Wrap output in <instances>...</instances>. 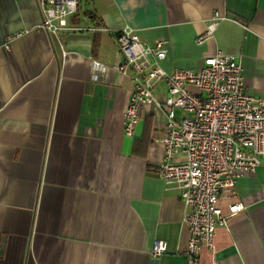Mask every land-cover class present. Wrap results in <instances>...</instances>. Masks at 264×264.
<instances>
[{
  "label": "crops",
  "instance_id": "obj_1",
  "mask_svg": "<svg viewBox=\"0 0 264 264\" xmlns=\"http://www.w3.org/2000/svg\"><path fill=\"white\" fill-rule=\"evenodd\" d=\"M36 1L0 0V264H186L180 190L157 174L166 116L144 105L124 133L132 82L112 69L123 61L116 33L164 40L167 71L234 55L245 92L264 97V0H79L57 37L40 29ZM93 60L106 67L97 80ZM154 93L163 101L166 85ZM236 195L245 208L216 229L214 257L264 264V161ZM156 239L167 249L153 257ZM198 264H212L210 249Z\"/></svg>",
  "mask_w": 264,
  "mask_h": 264
},
{
  "label": "built area",
  "instance_id": "obj_2",
  "mask_svg": "<svg viewBox=\"0 0 264 264\" xmlns=\"http://www.w3.org/2000/svg\"><path fill=\"white\" fill-rule=\"evenodd\" d=\"M36 2L42 14L40 29L57 37L60 30L68 29L67 18L76 12L79 0ZM216 24L212 21L197 35L196 42L211 37ZM116 41L123 61L112 69L132 82L123 113L124 133L134 134L142 106L161 107L166 122L161 137L164 155L157 174L180 190L183 223L188 231L183 256L186 264H198L200 251L206 247L212 252V264H218L214 257L216 229L226 225L229 215L245 208L235 200L236 182L255 173L264 161V97L245 92L242 66L234 55L217 50L203 57L196 70L167 71L159 65L166 57L164 40L150 44L135 29L125 26L118 29ZM91 68L93 80L100 79L106 70L95 60ZM159 81L167 87L163 101L154 93ZM176 109L186 115L177 117ZM178 156L182 159H176ZM225 199L233 200L228 203L227 214L221 205ZM166 249V241L156 239L149 254L158 257Z\"/></svg>",
  "mask_w": 264,
  "mask_h": 264
}]
</instances>
